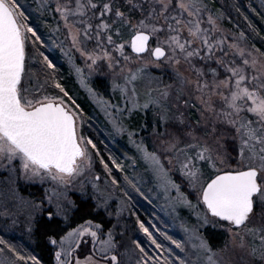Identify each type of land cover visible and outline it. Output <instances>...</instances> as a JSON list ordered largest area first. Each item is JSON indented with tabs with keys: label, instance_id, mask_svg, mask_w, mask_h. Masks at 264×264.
Segmentation results:
<instances>
[{
	"label": "snow or ice",
	"instance_id": "6c2138e0",
	"mask_svg": "<svg viewBox=\"0 0 264 264\" xmlns=\"http://www.w3.org/2000/svg\"><path fill=\"white\" fill-rule=\"evenodd\" d=\"M36 10L56 21L52 31L64 38L56 47L115 132L127 134L138 154L133 164L147 178L130 177L113 158L122 183L103 156L106 178L94 172L99 149L84 134V110L61 82L57 64L40 52L45 71L29 70V44H45L29 9L20 0H0V176H8L0 196L15 201L16 209L5 206L0 215L29 235L41 221L45 227L62 221L47 237L57 248L56 264H124V256L134 264H238L234 256L264 264V47L250 42L239 23L230 27L232 17L216 0H41ZM243 19L254 28L247 15ZM162 68L171 69L169 82L154 71ZM105 70L116 102L89 83ZM138 112L152 113L157 147L130 126ZM227 136L235 142L232 154L222 150ZM20 181L40 185V195L25 196ZM153 181L173 210L187 207L196 217L194 224L182 221V239L161 233L174 247L139 217L156 254L140 240L132 241L138 252L129 247L115 225L89 217L73 226L80 210L73 190L81 201L93 200L97 212L119 217L133 200L131 191L143 196L142 186ZM117 193L123 195L111 212ZM209 225L224 229L227 241L214 245L202 230ZM0 264L41 260L0 236Z\"/></svg>",
	"mask_w": 264,
	"mask_h": 264
},
{
	"label": "rangeland",
	"instance_id": "374dc122",
	"mask_svg": "<svg viewBox=\"0 0 264 264\" xmlns=\"http://www.w3.org/2000/svg\"><path fill=\"white\" fill-rule=\"evenodd\" d=\"M20 2L29 9L31 13V23H33L39 29L45 40L44 45L37 44L36 46H32L33 52L29 57L28 62V65L30 66V68H32L31 72L40 74L45 71L43 57L39 54L40 52H43L45 55H48L51 59H53V61L57 64L59 68L58 75L60 77L61 75H63L61 82L64 83L65 86L74 94V98L76 99V101L80 100L82 103H84L83 105H86V110L82 108L85 113L84 134L90 136L96 142L97 148L99 149V155L95 157L94 172L99 173L102 180L106 178L103 164L99 159L100 156H103L104 160L113 167L114 174L118 176L122 183L124 182V173H121L119 169H116L114 165H111V160L113 158H116L120 164L125 166V171L130 177L144 174L147 178V174L144 173L143 167L139 163L133 164L132 158L138 154L135 147L130 143L127 134L120 135L115 132L114 128L112 127L111 121L105 114L103 108L100 106V104L97 103L95 97L91 95L88 90L80 83L79 77L75 73L74 69L71 68L70 62L64 56L63 51L59 47H56V44L64 38L63 36H59L57 33L52 31V28L55 26L56 21L51 16H41L40 13L37 12L36 9L41 0H20ZM220 2V4H222L224 1L222 0ZM216 7L219 8V6ZM253 9H255V11H253ZM240 10L241 11L236 15V17L231 16L232 20L229 22V26L234 27L236 23H239L241 27L249 33L250 42H257L260 35L258 27L262 31L264 30V0H247L245 1L244 10L241 7ZM241 13L249 17L254 28L248 27V24L246 21H244L243 15ZM65 43H67V41H65ZM37 48L39 49V51H37ZM33 57L36 58L33 59ZM76 63L80 64L81 67H84L83 58L77 57ZM48 71L51 70L48 69ZM85 71H87L86 68ZM154 71H157L158 75H162L165 79V82H169L168 76L171 74L170 68H162L160 70L154 69ZM99 80L104 81V88H99ZM89 83L102 97L107 98L113 102L117 101V94L113 92L111 87V76L106 70L94 73L89 78ZM85 99L88 102H86ZM144 125H147V127H144ZM130 126L135 129L136 137L138 139L143 138L146 144H150L152 147H157V144L153 140V137L151 135V127L154 126L151 112L134 113ZM231 140L232 137L227 136L222 142V150L226 151L229 154H232V150L235 146L234 145L232 147L231 142L233 141ZM7 180L8 176L6 174L0 176V188H3L5 191H7ZM27 185L33 184H26L24 181H20V189L21 187L25 189ZM38 186L41 188L40 185ZM150 189L152 190L150 191ZM141 191L144 192L143 196H141L134 190L131 191L133 200L129 203V207L125 208V210L120 214L119 217L115 215L110 216L114 219L117 238H122L129 247L138 252V249H135V244L132 243V241L135 240L134 236H137L138 238H140L141 242L144 244L145 248L149 251L150 254H156L157 250L151 244L150 240H148L146 234L139 227V222L137 221V217H139L140 220L144 221L145 224L150 227V230L153 231L154 235H156L157 238L161 240V242L174 247V245H171L170 241H167L161 235V233L167 232L169 235L177 239L184 238L185 233L183 227L181 226L182 221H188L189 223L194 224L196 223L195 215L190 213V210L187 207L183 206L176 208V210H173V208L169 206V202L166 200L163 193L159 189L155 188L154 181L152 183H145L142 186ZM23 193L26 192L23 190ZM73 193L80 194L78 189L73 190ZM29 194L37 196L36 194H32L31 192H28L24 195L28 196ZM122 195V193L116 194V196L113 198L112 207L109 209V211H116L117 205L120 204L119 197ZM145 197H147V199H145ZM12 202L15 203V201ZM5 206H7L9 209L11 208L7 195L3 196V201L2 196H0V213L3 212ZM10 210L12 211V209ZM129 226L132 230L131 237H129L127 233V228ZM0 227V236L9 237L11 232L16 233L17 235L27 234L22 224L12 225L11 218L4 217L3 215H0ZM157 228L160 230L159 232L155 231V229ZM207 228L213 227L209 225L207 226ZM206 229L202 230L205 231ZM215 229L224 231V229L222 228ZM54 247L56 251L57 248L56 246ZM120 251L123 253L124 249L122 248ZM234 259L237 260L238 264H243V261L240 260L239 256H234ZM123 260L124 264H134V260L129 261V258L127 256H124Z\"/></svg>",
	"mask_w": 264,
	"mask_h": 264
},
{
	"label": "trees",
	"instance_id": "16d2710c",
	"mask_svg": "<svg viewBox=\"0 0 264 264\" xmlns=\"http://www.w3.org/2000/svg\"><path fill=\"white\" fill-rule=\"evenodd\" d=\"M220 1H222V0H216V6H219V7L223 6V8L227 12V14H229L232 17H236V15L239 14V12H237L236 8L238 7L240 9V7H241L244 10L245 1H247V0H233V1L232 0H223L224 2L222 4H220L221 3ZM223 4H225V5H223ZM258 31L260 34L259 39L257 40V42L252 41V43H255L258 47H264V30L262 31L258 27ZM125 39H127V35L125 36ZM32 50H33L32 45L29 44L28 62H29V57L32 55V52H33ZM31 69L32 68H30V66H29L30 71H31ZM62 77H63V75H61V78ZM101 82H102V84H101ZM98 86H100L99 88H104V81L99 80ZM85 101L88 102L86 99H85ZM77 102L78 103L80 102L79 103L80 106L82 108H84V110H86V107H85L86 105H83L84 103H82L80 100H78ZM231 141H233V139ZM231 144L233 147L235 145V142L233 141V142H231ZM20 190L22 191V193H23V190L26 192L23 194H27L28 192H31L32 194H36L37 196H39L40 192H41V188L38 185H27V187L25 189H23L21 187ZM72 195H73V198H75L77 200V203L80 205V210L75 214V216L73 218V221H74L73 226H75V223L82 222L83 219H87L89 217H91V218H93L99 222L104 223L106 228L112 227L114 225V219L112 217H110L107 214V212H105L102 209L99 212H97V210L94 206L93 200L88 198V199L81 201L80 194L73 193ZM8 200H9V203L11 205L10 209H12V211H14L15 210V203L12 202V200L9 197H8ZM2 201H3V196H2ZM53 227H56L58 230L59 227H63V222L62 221L58 222L57 226L45 227L43 224V221H41V225L38 227V230L32 235H29L28 233L24 234V235H17L16 233L11 232L12 234L10 233L9 237L8 236H4V237L6 239L13 241L14 243L23 244L29 252L38 256V258L41 260V264H55V262H56L55 261V247L48 242V238H47L48 233L52 230ZM127 230H128L127 231L128 236L131 237L132 230L130 229V226L127 228ZM205 232H206V235H208L211 238L213 244L217 245V246L221 245L222 243H224L228 239L227 234L223 230H219V229H215V228H207L205 230ZM134 239L140 240V238H138L137 236H134Z\"/></svg>",
	"mask_w": 264,
	"mask_h": 264
}]
</instances>
